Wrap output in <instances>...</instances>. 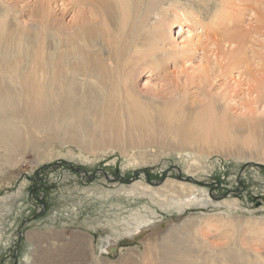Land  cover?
<instances>
[{"label": "bare ground", "instance_id": "6f19581e", "mask_svg": "<svg viewBox=\"0 0 264 264\" xmlns=\"http://www.w3.org/2000/svg\"><path fill=\"white\" fill-rule=\"evenodd\" d=\"M9 1L0 0V187L14 176L19 164L25 161L28 145L40 147L44 143V146H50L51 142H57L63 146L71 144L72 147L75 144L82 149V153L86 151L96 156L98 150L103 149L98 145L115 141L126 156L130 154V147L154 143L160 137L157 131L169 129L171 123L161 121L167 117V111L147 107L133 91V75L138 74L140 67H154L158 62L167 63L179 58L190 62L203 51L206 53L211 46L208 39H202V34L192 33L180 41L186 45L182 49L169 46L171 14L176 15L174 22L181 26L196 20L206 34L214 32L220 36V40L216 38L213 44L216 45V54L224 56L218 60L222 71L225 66L230 69L229 73L234 68L241 69L248 56L244 43L247 33H241L245 21L240 16L244 12L241 3L247 0H59L63 14L75 10L72 23H61L57 18L53 3L58 0H40L31 12L39 20L33 29L25 28L18 22L19 14L26 11L27 5L21 4L19 7L23 0ZM192 1L194 3H189ZM213 2L215 8L210 16L198 11L200 5L208 8ZM223 60H227V65L223 64ZM263 62L260 64L263 73L260 80L255 78L256 83L250 86V94L256 92L264 96ZM193 70L204 75L212 71L207 64H199ZM196 102L201 101L194 104ZM185 106V110L192 107ZM156 112H159L158 121L155 120ZM98 132L101 137L96 135ZM115 132L123 133L124 137H119ZM128 137H131L129 145L122 140ZM69 153L73 157H85L72 149H69ZM176 155L185 171L191 173L189 181L168 177L161 182L149 183L140 179L116 189H107L103 197H110L116 192L128 198H147L154 206L165 210L206 207L210 202L216 206L225 204L238 208L235 199L221 200L194 183L192 175L201 173L205 164L197 159L198 156L191 157L189 151H180ZM128 160L129 163L143 166L154 161L143 152L129 155ZM7 164L9 167H6ZM23 186L22 182L18 191L0 197V212L7 200L11 202L21 194ZM143 210L108 222L112 228L116 227L115 224L113 227L114 222L122 228L113 229L117 230V234L111 235L114 237L110 234L104 236L102 253L110 252L111 248L118 253L122 239L138 242L145 232L161 227V221L153 219L158 214L155 209L144 205ZM176 229L173 227L165 232L161 241L157 237L146 241L145 236L141 239V254L128 248L125 254L120 248L116 264H125L124 261L130 263L132 261L127 259L137 260L142 255L157 257L159 264H264V255L252 251L230 250L224 253L222 259V250L218 251L213 245L210 247L208 242H200L193 233L190 243L176 241L177 238L173 237L175 232H171ZM155 234L157 231L152 236ZM55 235L62 239V233ZM37 237L34 236V240L29 237L32 244L36 241L41 243ZM46 238L49 236L46 235ZM88 242L92 252L87 249ZM61 244L55 250L46 247L41 252L42 246L36 243L37 247L33 249L37 250L36 254L29 253L22 259L27 264H61L56 260L57 255L62 259L63 255L69 253L76 261L69 262L71 257L68 255L64 259L67 261L65 264H84L89 259L90 264H99L92 236L87 239L77 233L74 238ZM61 249H69V252L64 253ZM101 260L105 261L104 264H111L106 261L108 259Z\"/></svg>", "mask_w": 264, "mask_h": 264}, {"label": "rangeland", "instance_id": "374dc122", "mask_svg": "<svg viewBox=\"0 0 264 264\" xmlns=\"http://www.w3.org/2000/svg\"><path fill=\"white\" fill-rule=\"evenodd\" d=\"M12 1L15 0L9 2ZM39 1L23 0L19 3V7L21 4L27 5L26 11L20 13L18 18V22L25 25V28L34 27L36 22L39 24V20L31 15ZM246 2L241 3L244 12L240 16L245 21L241 26V33L243 31L247 33L244 43L248 56L241 69L234 68L230 73L226 66L222 71L218 65V60H222L224 56L216 54V45L213 43L220 40V36H216L214 32L206 34L196 20L181 26L174 22L176 15L171 14L172 25L167 40L169 46L182 49L186 45L180 41L186 39L189 33L202 34V39H208L211 46L206 49V53L199 52V56L190 62L180 58L167 63L158 62L154 67L153 65L140 67L138 74L133 75V91L140 100L149 108L167 111L165 115L167 117L161 121L162 123L169 121L171 124L164 132L157 131L160 137L156 142L141 147H130L128 149L130 154L126 156L115 141L98 145L97 147L103 149L98 150L99 154L97 152L96 156L86 151L82 153V149L75 144L71 147V144L63 146L51 142L50 146L41 143L43 148L27 146L29 148L25 161L19 164L17 167L19 170L13 173L14 176L0 187L2 197L18 191L22 182L25 185L18 197L3 204L0 212V264H27L22 258L29 253L36 254L37 250H33L37 247L36 243L42 246L41 250L38 249L41 252L46 247L55 250L62 245L61 243L74 238L77 233L87 239L93 237L94 251L98 255L99 264L105 263L102 260L100 262V259H108L106 260L108 263L116 264L120 248L125 254L127 248L141 254L143 250L141 239L146 236L147 241L157 237L161 241L163 234L173 227L177 228L171 231L175 232L173 237L177 238L176 241L184 240V243L187 241L190 243L194 234L200 242H208L210 247L213 245L218 251L222 250L220 256L223 258L220 259H224L230 250L252 251L264 255V96L256 92L249 93L250 86L256 83V79L260 80L263 73L260 64L264 61V0ZM53 7L61 23L73 22L75 10L63 14L59 0L53 3ZM214 8L213 2L208 8L200 5L198 11L204 16H210ZM222 62L227 65V60ZM199 64L204 66L207 64L212 71L208 75L205 74L206 76L203 72L194 71L193 67ZM217 74L220 75L217 77ZM195 101L204 104L201 102L200 105L197 102L194 104ZM185 105L192 107L185 110ZM154 115L155 120H160L159 112ZM115 134L124 137L123 133ZM96 135L102 136L100 132ZM122 140L129 145L131 137ZM69 149L81 152L87 159L82 156L73 157ZM45 151L48 152L46 155ZM180 151H189L191 157L198 156L197 159L205 163L201 173L192 175L198 187H204L209 195H216L221 200L235 199L239 204L238 208L224 206L225 204L216 206L210 202L206 207H187L182 211L165 210L154 206L147 198H128L123 193L120 196L116 192L110 197H103L107 189H116L140 179L161 182L170 177L189 181L191 173L185 171L184 165L176 158ZM139 152L145 153V156L154 161L144 166L129 163V155ZM144 205L151 206L158 212L153 219L161 221L163 226L161 225L158 230L145 232L138 242L122 239L119 242L118 253L111 251L107 252L108 254L102 253L106 235L117 234V230L113 229L122 228L116 222L113 223V227L114 224L116 227L112 228L111 225L108 226V222L126 218L131 213L143 210ZM100 226L103 227L98 228ZM156 231L157 234L152 236ZM57 233H62L61 240L56 237ZM46 235L49 238H46ZM34 236H38L37 240L41 243L36 241L32 244L29 237L33 239ZM88 243L87 249L90 252V242ZM61 250L66 253L69 249ZM68 255L71 257L69 253ZM63 256L62 259V256L58 255L56 258L61 264L67 263L64 260L67 258L66 254ZM142 256L137 260L127 259L132 261L130 263L124 262L159 264L157 257L144 255L143 259ZM70 261L76 260L72 256ZM90 263L91 259L84 264Z\"/></svg>", "mask_w": 264, "mask_h": 264}, {"label": "water", "instance_id": "95a60500", "mask_svg": "<svg viewBox=\"0 0 264 264\" xmlns=\"http://www.w3.org/2000/svg\"><path fill=\"white\" fill-rule=\"evenodd\" d=\"M82 170V169H81ZM127 180H129V179H127ZM149 181V183H155V182H153V181H151V180H148ZM21 235V234H20ZM111 252H115V250H114V248H111Z\"/></svg>", "mask_w": 264, "mask_h": 264}]
</instances>
